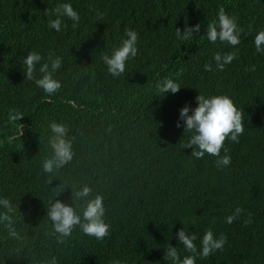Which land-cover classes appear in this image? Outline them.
<instances>
[{"label":"trees","instance_id":"trees-1","mask_svg":"<svg viewBox=\"0 0 264 264\" xmlns=\"http://www.w3.org/2000/svg\"><path fill=\"white\" fill-rule=\"evenodd\" d=\"M63 3L80 21L73 28L74 21L60 17L57 32L49 29L45 12ZM220 8L243 30L235 47L207 39V25L218 22ZM197 24L199 33L177 38L176 28L183 32ZM125 29L138 33V54L126 62L124 74L113 77L102 56L120 46ZM259 31L264 0H0V198L11 200L23 237L12 239L0 224V264H43L53 256L58 264H172L164 259L169 245L181 260L195 255L179 242L183 228L197 235V252L209 228L216 238L228 237L222 251L197 256L196 264H264V53L254 44ZM32 50L42 55L41 64L50 53L62 58L54 73L61 88L54 95L26 79L19 60ZM230 52L237 58L220 71L215 54ZM207 63L212 71H205ZM165 78L177 82L179 92L157 93ZM200 93L227 94L244 109L240 142H225L227 167L217 168V157L208 154L196 159L193 149L182 147L192 133H185L180 111L196 108ZM12 110L24 117L9 122ZM52 122L68 127L75 155L48 174L42 164L52 154ZM85 184L93 197H104L110 235L97 240L77 227L58 244L48 208L55 199L74 206L72 188ZM237 207L244 210L240 217L226 223Z\"/></svg>","mask_w":264,"mask_h":264},{"label":"clouds","instance_id":"clouds-1","mask_svg":"<svg viewBox=\"0 0 264 264\" xmlns=\"http://www.w3.org/2000/svg\"><path fill=\"white\" fill-rule=\"evenodd\" d=\"M53 13L57 16L56 19H51ZM45 15L49 17V29H55L57 32L61 30L62 19L60 17L66 16L74 21L73 28L80 21V15L70 3L58 4L51 12L47 9ZM64 27H67V25L65 24ZM200 27V24L195 25V27H185L183 32L179 28H176V36L178 39L187 40L193 34L199 33ZM242 31L237 18L227 14L224 8H220L218 22L213 21L207 25L206 36L211 43L219 40L222 43H228L235 47L241 42ZM125 37L120 46L112 50L111 56L108 54L102 56L104 63L107 65L108 72L113 77H119L124 74L126 62L135 58L138 54V33L135 30L125 29ZM254 44L257 53H264V31H259L256 34ZM236 58L237 52L226 53L223 56L220 53H216L214 56L217 68L220 71H223L225 65L230 64ZM42 60V55L32 50L26 58H21L19 62L24 66L23 71L26 73V79L35 80L36 85L51 96L61 88V82L54 78V73L61 68L62 58H53V54L50 53L48 56L49 62L41 64ZM38 64L41 65L39 72L42 76L36 79L34 74ZM204 69L205 71H212L211 63L205 64ZM252 70H254V66ZM180 89L181 86L171 78H165L156 85L157 93L164 94V96L169 91L175 94ZM196 100L198 103L196 108L191 109L190 106H185L180 111V119L184 121L185 133H192L189 141L183 144L182 147L184 149H193L191 156L196 159H202L205 154H208L217 157L215 161L217 168L227 167L231 164V156L227 154L230 150L225 147V142L229 139L234 143L240 142L239 138L245 131L244 109H238L233 99L227 94L206 97L200 93L196 97ZM190 111L191 115L189 114ZM22 117H24L22 113L12 110L9 114V122L20 121ZM180 126L178 122L177 127ZM49 127L52 132V136L49 139L52 154L43 161L42 168L45 173L55 174L73 160L75 153L72 141L67 138L68 127L63 123L57 122H52ZM109 131H111V128H109ZM22 134L23 132H21ZM222 150L225 153L223 156H221ZM51 182L49 181V184ZM60 186L53 188V190ZM72 190L74 206L55 199L47 211V217L53 224L57 243H65L66 239L71 237L77 227L85 235L94 237L97 240H103L109 236L111 225L104 218L106 213L104 197L101 194H96L93 197V189L87 184L83 185L79 190L75 188H72ZM78 201L82 203H78ZM0 206L6 210L0 212V224L4 225L12 239H23L15 226L14 213L16 209L11 200L0 198ZM243 211L240 207L235 208L233 214L225 218L226 223L232 224L240 217ZM249 223H251V213H249V219L245 221V226ZM177 236L185 250L195 255L185 256L181 260L178 248L169 245L166 248L164 259H170L172 264H196L197 256L201 259L208 258L215 251H222L228 241V237L224 234L216 238L213 230L209 228L206 230L201 241L202 251L197 252V246L194 243L197 240V235L194 232L188 235V232L183 228L177 233ZM43 264H58V261L53 256L50 261H44ZM112 264H122V262L114 260Z\"/></svg>","mask_w":264,"mask_h":264}]
</instances>
